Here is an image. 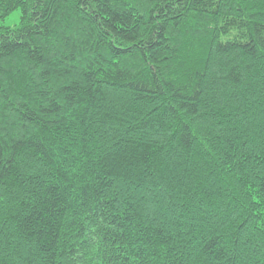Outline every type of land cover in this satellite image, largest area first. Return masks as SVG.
I'll return each instance as SVG.
<instances>
[{
    "label": "trees",
    "instance_id": "obj_1",
    "mask_svg": "<svg viewBox=\"0 0 264 264\" xmlns=\"http://www.w3.org/2000/svg\"><path fill=\"white\" fill-rule=\"evenodd\" d=\"M0 264H264V0H0Z\"/></svg>",
    "mask_w": 264,
    "mask_h": 264
},
{
    "label": "rangeland",
    "instance_id": "obj_2",
    "mask_svg": "<svg viewBox=\"0 0 264 264\" xmlns=\"http://www.w3.org/2000/svg\"><path fill=\"white\" fill-rule=\"evenodd\" d=\"M20 22V12L16 11L11 16H9L0 26L15 28L19 25Z\"/></svg>",
    "mask_w": 264,
    "mask_h": 264
}]
</instances>
